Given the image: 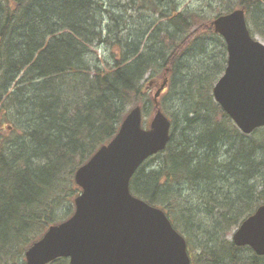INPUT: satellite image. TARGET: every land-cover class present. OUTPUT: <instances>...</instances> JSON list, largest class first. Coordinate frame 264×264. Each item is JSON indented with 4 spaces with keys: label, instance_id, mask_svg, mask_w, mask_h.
<instances>
[{
    "label": "trees",
    "instance_id": "trees-1",
    "mask_svg": "<svg viewBox=\"0 0 264 264\" xmlns=\"http://www.w3.org/2000/svg\"><path fill=\"white\" fill-rule=\"evenodd\" d=\"M183 4L0 0V264H23L29 245L73 213L76 170L130 106L150 116L151 88L166 74L159 104L170 140L135 172L131 192L166 212L200 263L264 264L227 239L264 204V127L243 134L212 96L227 62L212 20L244 9L264 40V0Z\"/></svg>",
    "mask_w": 264,
    "mask_h": 264
},
{
    "label": "water",
    "instance_id": "water-1",
    "mask_svg": "<svg viewBox=\"0 0 264 264\" xmlns=\"http://www.w3.org/2000/svg\"><path fill=\"white\" fill-rule=\"evenodd\" d=\"M212 25L228 55L213 87L214 99L243 133L251 134L264 126V43L251 36L242 9L215 18ZM155 104L148 128L142 126L141 107H134L116 136L77 169L81 193L75 212L26 250L24 264L61 257L69 264H190L186 241L165 212L130 191L137 169L170 140V120L157 99ZM233 242L264 256V204L241 223Z\"/></svg>",
    "mask_w": 264,
    "mask_h": 264
},
{
    "label": "rangeland",
    "instance_id": "rangeland-1",
    "mask_svg": "<svg viewBox=\"0 0 264 264\" xmlns=\"http://www.w3.org/2000/svg\"><path fill=\"white\" fill-rule=\"evenodd\" d=\"M189 5V7L190 6H195V0H185V4H183V6L181 7L182 9H183V7H186V6H188ZM209 9V8H208ZM209 12V10L206 12V14ZM132 13H134V11H132ZM205 14V15H206ZM145 19V18H144ZM143 19V20H144ZM256 38L257 39H259L260 41H262V42H264V40H262L261 39V37H259L258 35L256 36ZM103 50V49H102ZM96 51L98 52V54H99V56H100V54L102 55V51H101V48L99 49V47L98 48H96ZM107 52V51H106ZM148 83L150 84V82L148 81V82H146L145 84H144V86H145V88L147 89V86H148ZM161 84V81L158 83V85H156L155 87H153V88H151V97L153 98L154 97V94H155V92H156V90L158 89V87H159V85ZM153 104H154V102H153ZM133 106H130L128 109H130V108H132ZM155 107V106H154ZM154 112V108L152 109V111H151V114H150V116L147 118V121L146 122H148V120L150 119V117H151V115H152V113ZM146 122H145V124H146ZM233 231L234 230H232L228 235H227V239L228 240H231V237H232V234H233ZM248 253V252H247ZM196 252L193 254V253H191V258H192V264H202V263H200V260H197L196 258Z\"/></svg>",
    "mask_w": 264,
    "mask_h": 264
},
{
    "label": "bare ground",
    "instance_id": "bare-ground-1",
    "mask_svg": "<svg viewBox=\"0 0 264 264\" xmlns=\"http://www.w3.org/2000/svg\"><path fill=\"white\" fill-rule=\"evenodd\" d=\"M197 9H198V12H201V13H202V11L200 10V7H199V6L197 7ZM134 21H135V25H136V24H140V25L138 26L139 29H140V27H141V28H145V26H146V23H145V22L140 23V22H138V21H136V20H134ZM134 21H132V22H134Z\"/></svg>",
    "mask_w": 264,
    "mask_h": 264
}]
</instances>
